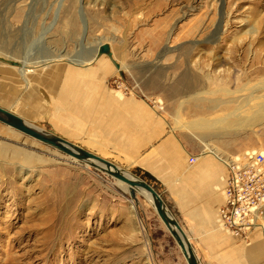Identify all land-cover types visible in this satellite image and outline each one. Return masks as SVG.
I'll list each match as a JSON object with an SVG mask.
<instances>
[{"label":"rangeland","instance_id":"1","mask_svg":"<svg viewBox=\"0 0 264 264\" xmlns=\"http://www.w3.org/2000/svg\"><path fill=\"white\" fill-rule=\"evenodd\" d=\"M99 43L111 56L73 63ZM38 57L48 61L28 80L106 59L109 86L150 101L197 153H210L205 145L222 160L264 152V0H0V67L19 71L1 58ZM13 80L20 92L4 104L55 132L45 121L52 101L33 108L19 72ZM50 118L72 135L60 116ZM136 197L16 130L0 138V264H177L179 248L161 235L146 196ZM257 223L264 236V212Z\"/></svg>","mask_w":264,"mask_h":264},{"label":"crops","instance_id":"2","mask_svg":"<svg viewBox=\"0 0 264 264\" xmlns=\"http://www.w3.org/2000/svg\"><path fill=\"white\" fill-rule=\"evenodd\" d=\"M14 72L19 71L0 67V105L6 108L11 106L5 101L21 89L13 80ZM51 72L50 81L37 74L30 81L22 80L24 102L37 108L51 100L53 109L45 121L56 134L75 140L120 169L136 168L151 175L199 264H264V236L256 234L258 227L241 239L221 224L218 211L228 176L224 160L187 146L150 101L109 86L111 69L106 59L88 66H60ZM49 92L51 99H47ZM51 115L60 116L59 125L72 135L54 129ZM15 132L0 122V138L12 139ZM191 156L194 162L189 161ZM158 228L167 241L176 244L164 224ZM174 252L177 264H187L180 248Z\"/></svg>","mask_w":264,"mask_h":264},{"label":"water","instance_id":"3","mask_svg":"<svg viewBox=\"0 0 264 264\" xmlns=\"http://www.w3.org/2000/svg\"><path fill=\"white\" fill-rule=\"evenodd\" d=\"M96 47L97 50L94 48L89 55L90 57L96 58L102 54L111 56V51L107 43H99V45ZM1 60H5L14 66L20 65V63L15 60L2 58ZM0 122L29 137L52 146L76 160L84 161L97 170L110 175L118 182L123 183L128 187L130 196L134 200L137 198L136 193L142 194L137 188H141L147 191L151 195L152 206L157 216L175 240L187 264H199L198 258L195 255L193 247L187 239L183 228L179 223V220L171 213L168 205L165 202L162 191L159 190L160 185L151 175H149L148 173H144L143 171H140L136 168L132 171H125L123 169H120L113 162L91 151H88L82 146L71 142L64 137H61L55 132L45 131L34 126L30 121L24 119L11 108H6L1 105ZM125 173H130V175H132L134 179L127 177Z\"/></svg>","mask_w":264,"mask_h":264},{"label":"built area","instance_id":"4","mask_svg":"<svg viewBox=\"0 0 264 264\" xmlns=\"http://www.w3.org/2000/svg\"><path fill=\"white\" fill-rule=\"evenodd\" d=\"M189 161L195 158L191 156ZM224 162L228 176L218 211L221 224L235 237L247 238L258 227L256 217L264 210V152L245 149Z\"/></svg>","mask_w":264,"mask_h":264},{"label":"bare ground","instance_id":"5","mask_svg":"<svg viewBox=\"0 0 264 264\" xmlns=\"http://www.w3.org/2000/svg\"><path fill=\"white\" fill-rule=\"evenodd\" d=\"M222 19H223V16H220L219 21H218V25H217V27L215 28V29H216V32H217V30L219 29L220 22H222ZM199 22H200V21H199ZM194 23H195V22H194ZM195 25H196V24H193L194 27H195ZM196 26H197V25H196ZM191 27H192V26H191ZM195 28H196V27H195ZM195 28H194V29H195ZM192 32H194V30H191V33H192ZM97 46H98V44H97ZM95 49L97 50V47H95ZM89 55H90V52H87V53L81 54V55L76 59V61H74L73 63H74V64H79V65H81V64L85 63L86 61H90V60L95 59V57L93 58V57H90ZM38 58H39V57H38ZM96 58H97V57H96ZM50 60H51V59H50ZM50 60H49V61H50ZM46 61H48V60H44L43 58H39L38 60H37V59H33V60H28V59L26 60V59H24V60L20 61V62H19L20 65H19L18 69H19V73H20L21 78H22L23 80L27 81V80H28V77H29V74H33V73H35L36 68L39 67V66L44 65V64L46 63ZM194 86H195L194 84H190V83H189V84L187 85V89H192V88H194ZM194 106H195L197 109H198V108L201 109V107L198 106L197 104H195ZM206 109H208V107H207ZM194 112H196V111L194 110ZM205 146H206V150H207V151H209L210 153H212V154L216 155L217 157H219L218 154L215 152L214 149L210 148L208 145H205ZM219 158H221V157H219ZM125 175H126L127 177L131 178V179H134L133 176L130 175V173H125ZM137 189H138V190H139L144 196H146L147 200H148L149 203H151V205H152V198H151V195H150L147 191H145V190H143V189H141V188H137ZM263 205H264V203L261 205L262 208H263ZM263 212H264V210L262 211L261 215H259V216L256 217V219H257L258 217L262 216Z\"/></svg>","mask_w":264,"mask_h":264}]
</instances>
